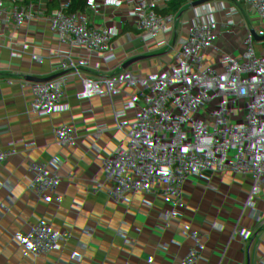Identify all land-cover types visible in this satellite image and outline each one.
Wrapping results in <instances>:
<instances>
[{
	"label": "built area",
	"instance_id": "2783aa9c",
	"mask_svg": "<svg viewBox=\"0 0 264 264\" xmlns=\"http://www.w3.org/2000/svg\"><path fill=\"white\" fill-rule=\"evenodd\" d=\"M108 1L112 0H64L66 8L78 12L62 25L89 20L101 25L108 36L99 32L83 37L67 33L60 40L62 52L66 57L81 59L72 73L76 79H85L90 76L86 66H90L92 75L103 74L115 64L118 49L126 47L132 58L121 77L130 78L145 99L155 88L156 63L150 62L146 68L140 66L145 41L141 35L124 32L122 18L114 23L113 8L105 6ZM194 8L182 16L183 24L176 23L173 29L178 33L176 56L192 83L185 90H166L161 94L169 116L180 120L192 137L177 134L175 140L166 139L167 135L151 140L150 150L139 153L144 168L137 173L131 194L104 208L77 203L41 209L39 203L47 198L46 190L33 194L25 186L19 194L20 203H29L39 210L38 231L70 230L79 225L80 218L93 221L80 240L72 243V261L77 264H264V84L248 92L254 110L249 116L236 112L225 95L208 87L214 75L233 64L251 63L264 75V46L255 59L251 55L239 58L235 52L215 56L208 63L195 59L190 56L199 38L192 24ZM206 43L204 40L203 44ZM151 50L159 56L167 48L152 46ZM30 72H35V66ZM0 73L7 76L9 93L14 84L22 82L25 72L15 50L0 47ZM99 99L114 103L111 90ZM14 113L21 122L18 106ZM160 117L161 114L153 115L144 124ZM85 122V114L79 111L66 119L58 134L64 139L78 140ZM54 132L55 129H48L45 138L54 139ZM118 132L114 128L107 134L94 135L89 145L94 160L108 170L133 163L137 152L135 146L123 148L116 144ZM27 136L12 142L6 150L17 172L58 187L64 194L70 193L72 162L48 159L41 144L24 143ZM196 136L213 142L219 156L216 160H204L200 185L191 187L178 176L175 145L181 144L184 158L191 162L195 159L192 148L197 144ZM169 185L173 193L166 197L164 189ZM54 201H58L57 196ZM23 213L17 209L0 214V248L27 242V237L20 235ZM88 243L92 245L90 252L86 250ZM14 264L33 261L22 256Z\"/></svg>",
	"mask_w": 264,
	"mask_h": 264
},
{
	"label": "crops",
	"instance_id": "0c3cea01",
	"mask_svg": "<svg viewBox=\"0 0 264 264\" xmlns=\"http://www.w3.org/2000/svg\"><path fill=\"white\" fill-rule=\"evenodd\" d=\"M104 16L107 18V14ZM175 24L176 17L168 13L144 26L141 36L146 47L141 49L143 57L140 66L146 68L150 62H155L157 66L155 88L145 99L130 78L121 77L111 86L94 91L89 100L78 106L74 114L82 111L86 117L78 140L60 137V127L51 128L55 129L54 139L44 138L41 146L48 159L71 161L73 164L69 172L72 191L67 194L58 187L20 175L6 150L12 142L28 134L38 113L47 112L52 102L67 95L70 84L76 79L72 68L81 64V59L64 56L60 39L53 47V59L34 64L33 73L24 70L22 82L14 84L10 93L7 92V76L0 73V210L21 204L18 197L25 186L33 194L39 189L46 190L47 198L39 203L41 209L69 207L77 203L104 208L131 194L137 173L144 168L139 153L150 150L152 146L148 136L135 146L137 152L133 163L114 170L96 162L89 145L94 135L107 134L114 128L119 130L117 141L124 140L128 133L144 125L151 116L168 112L161 100L163 92L189 87L184 86L186 73L176 56L178 33L173 31ZM192 24L199 33L190 50V56L195 59L208 63L213 57H222L230 52H235L239 58L251 55L255 59L264 46V0H250L242 5L237 0H196ZM225 27L229 28L228 31ZM204 40L207 42L205 45ZM152 46L165 47L167 51L158 56L153 54ZM118 51L117 57L130 53L126 47ZM86 70L90 76H95L91 74L90 66H86ZM263 84L264 75L250 63L233 64L225 72L214 75L208 87L225 95L228 105L236 112L249 116L254 110L248 101V92ZM108 90L114 98L112 104L99 99ZM17 106L21 122L14 113ZM177 134H182L184 138L192 137L186 128H182L172 131L166 139L175 140ZM195 140L197 144L192 152L196 162L186 163L181 144L175 145L178 176L182 183L191 187L200 185L201 171L194 172L190 167H196L200 162L202 168L206 158L216 160L219 156L213 142L203 136H196ZM98 188L104 190L91 194L85 201L81 200L83 194ZM164 190L166 197L173 193L170 185ZM55 196L58 198L56 202ZM18 209L24 211L20 235L26 236L27 242L0 248V264H14L22 256L31 258L33 264H77L72 261V243L80 240L93 221L80 218L79 225L70 230L53 228L38 231L37 226L41 222L39 210L29 203ZM91 249V243L86 244V250L90 252ZM61 259L65 261L57 263Z\"/></svg>",
	"mask_w": 264,
	"mask_h": 264
},
{
	"label": "trees",
	"instance_id": "16d2710c",
	"mask_svg": "<svg viewBox=\"0 0 264 264\" xmlns=\"http://www.w3.org/2000/svg\"><path fill=\"white\" fill-rule=\"evenodd\" d=\"M195 4L196 0H112L105 6L113 8L114 23L122 18L123 31L138 36L147 23L164 14H172L176 17V23L183 24L182 16L190 12ZM77 12V9L66 8L64 0H0V47L15 50L24 70L30 71L34 64L53 59L54 45L67 33L75 32L83 37L99 32L108 36L103 33L101 25L89 20L62 25ZM105 25L109 26L110 22H105ZM131 58V53L119 56L109 71L85 79H75L64 98L52 102L47 112L37 114L24 143L41 144L46 131L61 127L81 103L90 99L94 91L109 87L121 78L123 68ZM185 76L184 86L188 87L192 80ZM182 128H185L182 122L171 118L166 112L159 119L131 131L116 144L123 148L138 146L150 134Z\"/></svg>",
	"mask_w": 264,
	"mask_h": 264
},
{
	"label": "water",
	"instance_id": "95a60500",
	"mask_svg": "<svg viewBox=\"0 0 264 264\" xmlns=\"http://www.w3.org/2000/svg\"><path fill=\"white\" fill-rule=\"evenodd\" d=\"M172 133V130H162V131H159V132H156V133H153V134H150L148 136V140L151 141V140H154V139H157V138H160V137H163V136H166L168 134ZM214 171H217L216 169H214ZM104 189H101V188H98V189H94V190H91L85 194H83V196L81 197V200L82 201H85V199H87L91 194H94V193H97V192H100ZM24 205V203H21V204H18L16 206H13V207H10V208H7V209H3V210H0V214H5V213H9L13 210H16L20 207H22Z\"/></svg>",
	"mask_w": 264,
	"mask_h": 264
},
{
	"label": "rangeland",
	"instance_id": "374dc122",
	"mask_svg": "<svg viewBox=\"0 0 264 264\" xmlns=\"http://www.w3.org/2000/svg\"><path fill=\"white\" fill-rule=\"evenodd\" d=\"M38 32H40V31H38ZM195 160H196V157H195V159H194L193 161H195ZM223 160H224V158H223ZM186 161H187L186 163H188V160H187V159H186ZM195 162H196V161H195ZM197 164H198V165H197L198 167H197V166H196V167H195V166H191V167H190V170H194V172H197V173H198L199 171H201L202 168H200V162H197Z\"/></svg>",
	"mask_w": 264,
	"mask_h": 264
}]
</instances>
